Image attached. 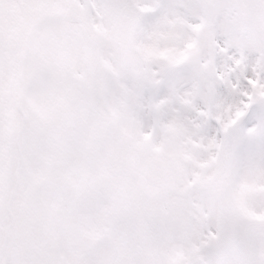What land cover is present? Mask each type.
Wrapping results in <instances>:
<instances>
[{"label":"snow or ice","instance_id":"6c2138e0","mask_svg":"<svg viewBox=\"0 0 264 264\" xmlns=\"http://www.w3.org/2000/svg\"><path fill=\"white\" fill-rule=\"evenodd\" d=\"M0 264H264V0H0Z\"/></svg>","mask_w":264,"mask_h":264}]
</instances>
